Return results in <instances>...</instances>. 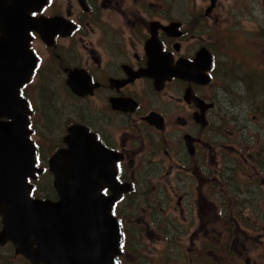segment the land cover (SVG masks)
<instances>
[{
  "label": "flooded vegetation",
  "instance_id": "af4514ba",
  "mask_svg": "<svg viewBox=\"0 0 264 264\" xmlns=\"http://www.w3.org/2000/svg\"><path fill=\"white\" fill-rule=\"evenodd\" d=\"M217 4L203 14L181 5L175 10L166 0H46L29 13L37 28L29 42L36 67L20 97L35 150L31 183L41 190L46 178L48 200L58 201L52 160L78 149L87 174L109 175L99 194L118 196L111 215L134 264L145 260V245L129 248L132 238L174 245L178 264H242L248 240L263 247L264 103L258 105L257 136L236 127L245 117L231 113L227 93L249 83L236 82L232 58L215 52L212 33L199 32L200 19H213ZM258 34L263 65L253 78L264 92L261 25ZM13 54L17 73L21 61ZM161 56L180 77L163 81ZM51 93L63 115L42 111ZM247 205L254 208L251 216Z\"/></svg>",
  "mask_w": 264,
  "mask_h": 264
},
{
  "label": "water",
  "instance_id": "95a60500",
  "mask_svg": "<svg viewBox=\"0 0 264 264\" xmlns=\"http://www.w3.org/2000/svg\"><path fill=\"white\" fill-rule=\"evenodd\" d=\"M45 2L0 0V120H8L0 121V245L13 244L15 254L30 264H118L122 238L111 215L118 196L105 198L99 194L109 175L87 174L78 149H71L74 163L71 152L66 151L52 160L59 200L31 197L28 180L36 171L35 150L29 140L27 106L21 100L20 88L29 81L36 63L29 42L30 32L37 28L29 13ZM210 3L206 13L214 9L217 0ZM13 53L21 61L17 73ZM205 54L207 51L199 53L200 61L206 59ZM160 58L165 70L163 81L181 76L168 58ZM5 67L10 71L3 73Z\"/></svg>",
  "mask_w": 264,
  "mask_h": 264
},
{
  "label": "rangeland",
  "instance_id": "374dc122",
  "mask_svg": "<svg viewBox=\"0 0 264 264\" xmlns=\"http://www.w3.org/2000/svg\"><path fill=\"white\" fill-rule=\"evenodd\" d=\"M150 1L156 2L157 0ZM166 3L174 7L181 5L183 10H191L189 7H192L200 10L203 14H205V10L209 6V0H166ZM212 17L213 19H208L207 21L204 18L200 19L199 28L201 30L199 32H203L206 35L207 33H212L215 52L219 55H227L229 60L232 58L231 69L235 71L232 75L235 76L236 82L241 86L249 83V87L242 88L240 91L233 90L228 92L227 96L233 106L231 113L235 115L241 114L245 117L243 119L245 123L236 127H245L246 133H249L251 136H257L258 116L260 115L258 105L261 102L264 103V92L258 89V83L256 82L258 81V77H255V79L253 77L262 70L263 65V59L260 55L263 51V43L258 38V26L264 27V0H219ZM208 25L211 27V31L208 30L207 32ZM243 68H245V71L250 72L248 80H244ZM36 91L38 90L36 89L32 93ZM34 95H38V92L34 93ZM261 97L262 100L258 101ZM37 99L39 100V98ZM48 99V102L42 101V111L45 114L63 115V104L61 101H55V93H51ZM36 102L38 103L37 100ZM261 124L264 125V118L261 120ZM48 135V131L43 129L41 136L45 139ZM253 140L254 138L252 137L248 138V141ZM45 180L46 178L40 184L41 190L38 189L37 191V195L40 198L48 195V191H44ZM258 199L261 201V204L263 203L264 225V187L261 188V191H258ZM253 209L252 206L247 205L246 213L251 216ZM258 209L262 210L261 205H258ZM1 225L0 222V229ZM130 240L129 248L136 249L140 245H145L143 252V259L145 260L138 262L139 264H178L174 258V245L167 248V244L165 243V247H163L161 241L152 243L150 242L152 240L147 238H132ZM262 240L264 241V232H262ZM259 247H262V250L258 249V239L255 240L253 237L248 240L247 249L241 251L245 255L242 264H246V260H249L248 264H264V260H258L260 252L262 253V257H264V243ZM11 249L14 250V247L12 246ZM11 249L0 248V255L2 258H6V264H28L26 260L15 258L17 256H14ZM124 255H127L125 264H134V259L129 253H125ZM215 264L226 263L221 260H215Z\"/></svg>",
  "mask_w": 264,
  "mask_h": 264
},
{
  "label": "trees",
  "instance_id": "16d2710c",
  "mask_svg": "<svg viewBox=\"0 0 264 264\" xmlns=\"http://www.w3.org/2000/svg\"><path fill=\"white\" fill-rule=\"evenodd\" d=\"M36 194H37V192H36ZM50 197H51V193H50L49 190H48V195L45 196V197H43V198H50ZM11 252L14 253V256H17V255L15 254L14 250H11ZM15 258H19L20 260H26L25 258H23V257H21V256H17V257H15ZM5 262H6V258H5V257L2 258V256L0 255V264H6ZM26 262H27L28 264H30L27 260H26ZM8 264H10V263H8Z\"/></svg>",
  "mask_w": 264,
  "mask_h": 264
}]
</instances>
